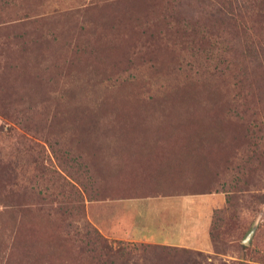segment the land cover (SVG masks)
Returning a JSON list of instances; mask_svg holds the SVG:
<instances>
[{"label":"rangeland","instance_id":"374dc122","mask_svg":"<svg viewBox=\"0 0 264 264\" xmlns=\"http://www.w3.org/2000/svg\"><path fill=\"white\" fill-rule=\"evenodd\" d=\"M263 11L0 0V264H97L90 228L153 245L113 229L119 201L199 194L222 197L206 250L127 264H264Z\"/></svg>","mask_w":264,"mask_h":264},{"label":"crops","instance_id":"0c3cea01","mask_svg":"<svg viewBox=\"0 0 264 264\" xmlns=\"http://www.w3.org/2000/svg\"><path fill=\"white\" fill-rule=\"evenodd\" d=\"M221 203L219 194L124 199L111 222L128 241L203 251L209 246L210 214Z\"/></svg>","mask_w":264,"mask_h":264},{"label":"trees","instance_id":"16d2710c","mask_svg":"<svg viewBox=\"0 0 264 264\" xmlns=\"http://www.w3.org/2000/svg\"><path fill=\"white\" fill-rule=\"evenodd\" d=\"M151 1H154V0H151ZM230 10L231 9H229V11L228 9H225V11L227 12L224 13L225 12L224 11L223 14L220 11L225 19H229V20L234 19ZM215 15L216 14L212 16H215ZM262 16L264 18V11L262 13ZM184 33L185 34L188 33L190 36L191 30L187 31L186 29H184ZM257 48H259L261 52L264 51V46H262L261 48L260 46H258ZM246 50L247 52H249L250 56L255 57L257 59L256 51H254V49L250 45L246 46ZM250 52H252L253 54H251ZM257 67H260V63L259 64L257 63ZM225 192H231V190L230 191L226 190ZM225 203L229 205V199L226 200ZM90 229H91V232L87 238L86 243L88 244L91 253L97 252V257H98L96 261L97 264H127L129 255L136 249H142V248L147 247L157 252V251L169 250V248H171L170 246L156 245V244L144 246L141 244L132 245V244L123 243L120 241L108 242L106 239L102 238L96 232V230L92 228ZM208 238H209V234H208Z\"/></svg>","mask_w":264,"mask_h":264},{"label":"water","instance_id":"95a60500","mask_svg":"<svg viewBox=\"0 0 264 264\" xmlns=\"http://www.w3.org/2000/svg\"><path fill=\"white\" fill-rule=\"evenodd\" d=\"M252 231H253V229H251V230L249 231V233L245 236V238H244L243 241H242L243 243H247L249 237H250L251 234H252Z\"/></svg>","mask_w":264,"mask_h":264}]
</instances>
